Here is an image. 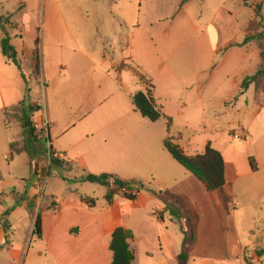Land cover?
Here are the masks:
<instances>
[{
	"label": "crops",
	"instance_id": "1",
	"mask_svg": "<svg viewBox=\"0 0 264 264\" xmlns=\"http://www.w3.org/2000/svg\"><path fill=\"white\" fill-rule=\"evenodd\" d=\"M13 1L16 5L9 15L4 9L6 0H0V16L29 10L30 18L37 24L40 46L38 66L33 68L35 77L43 82L45 77L50 78L47 62L55 63V68L65 64V55L58 54L56 46L61 48L66 41L62 36L65 32L71 35L72 30L57 9L58 0ZM115 1L114 11H109L110 32L96 29V24H102V12L95 11L92 13L93 34L85 39V44L92 41L95 48L100 44L103 69L107 76L114 74V86L108 84L94 97L75 91L74 97L80 105L78 112L86 119L79 126L78 122L83 119L76 123L75 119L65 118L60 113L57 116L44 113L43 107L38 111L45 120L43 123L35 122L33 115L34 126L41 135L49 137L51 151L45 152L46 159L39 155V142L33 150L29 149L30 154L22 150L23 144L9 148V154L6 153L11 142L6 133V114L24 99L25 85L20 71L4 57L0 46V163L5 156H11L9 162L20 157L30 166L36 165L34 178L20 183L8 182L0 171V264H111L109 246L117 228L131 234L128 245L134 256L132 264H245L248 246L239 244L236 238L235 250L231 252L228 242L220 238L186 235L173 198L185 193L193 199V190L200 182L187 171V174L182 172L163 142L169 136L186 155H198L188 153L191 146L182 143L180 135L172 136L171 130L176 118L186 117L189 98L198 101L199 106H207L203 108L207 114L215 111L206 121L202 119L205 131L214 134L204 142L200 154L207 144L221 153L225 186L220 191L230 188L234 194L244 173L237 169L236 158L226 150L224 134L240 126L249 147L252 124L264 121V106L259 108L255 103L253 85L240 93L242 81L254 75L261 64L257 42H243L254 18V9L261 6L263 11L264 0H221L208 21L200 16L185 17L192 6L203 11L197 0H175L174 17L170 12L164 18L156 14L149 21L150 27L141 32L122 14L118 0ZM199 1L205 3V0ZM13 25L20 28L16 22ZM17 29L14 30L17 32ZM8 35L16 51L19 43L24 42L23 36L18 32ZM1 39L0 31V42ZM109 41L118 55L109 56L105 51ZM85 47L89 50L87 44ZM46 50L51 53L45 57ZM134 60L138 61L135 66L148 74L153 85L152 97L162 114L156 122H150L135 111L132 97L136 92L128 89L123 81L125 73L129 72L119 67L133 64ZM175 87L178 91L174 93L171 89ZM139 91L144 92L145 88L141 86ZM213 100L216 108L212 107ZM205 101L210 103L207 105ZM231 101L234 103L229 105ZM28 104L38 105L31 100ZM167 119L171 120L169 131ZM50 152L70 164L71 169L63 174L50 171ZM258 155L260 159L247 157L254 159L257 171L253 173L263 175L257 186L249 190L264 194V147ZM87 174H111L121 180L140 181L144 190L137 194L135 201L117 195L108 204L103 186L73 182ZM30 197L35 204L26 202ZM37 216L41 220L40 238L33 235ZM177 218L184 232L181 235L167 229L168 225L176 226L174 219ZM20 227L29 238L14 237V228ZM259 258L251 257L255 263L264 264V255Z\"/></svg>",
	"mask_w": 264,
	"mask_h": 264
},
{
	"label": "rangeland",
	"instance_id": "2",
	"mask_svg": "<svg viewBox=\"0 0 264 264\" xmlns=\"http://www.w3.org/2000/svg\"><path fill=\"white\" fill-rule=\"evenodd\" d=\"M58 1L59 5L57 9L67 23L66 25L72 30V34L68 35L67 32H65L62 36L66 39L65 43L61 45V48L56 46V52L60 55H65L63 59L65 64L55 68V63L48 64L47 62L50 78L45 77L43 82H40L39 78L37 79L35 77L33 68L34 65H36V67L38 66L37 58L40 52V46H38L37 40V24L34 22V19L30 18L31 14L29 10L22 11L20 14H12L9 21L11 27L9 25L6 26V30L8 34L9 32L14 34L18 32V35L21 34L24 40L23 43H19V48L16 50V60L20 62L24 75L22 79L25 88L23 92L24 99L22 101L28 104L31 100L33 103H37L43 107L44 113L46 111L55 115L60 113L62 116L64 115L65 118L75 119L77 123V120L83 119L85 116L78 112V107H80V105L74 97L76 94L75 91L81 90V94L87 92L94 97L100 90L105 89L108 84L114 86V74L112 75L110 73L109 76H107L103 69L104 63L100 59L103 49H101L100 44L95 48L94 43L89 41L86 43L89 46V50H87V47H85V39L93 34V29L95 27H93L94 16L92 13L95 11L97 13L102 12L100 18L102 24H96V29L99 30L101 28V31L105 33L110 32L111 18L109 16V11H114L113 7H115L114 3L116 1L96 0L99 3L101 2V4L98 3L99 5H95L92 2H95V0ZM174 1L175 0H118L122 9V14L126 18L132 20L135 25L134 27H136L135 29H139L140 32L142 29L144 30L150 27L149 21L153 19L156 14L159 15L160 18H164L166 17V13L170 12L171 17H174L177 11V6H174ZM219 1L221 0H205L203 4L201 1L197 0V3L202 4L203 11L200 12L192 6L188 11L186 9L187 12L185 13V17L189 16L195 18L200 16L201 19L208 21L213 11H215L218 6ZM15 5V1L6 0L4 9L8 11L10 15ZM251 12L248 10V13ZM262 13L264 16V7ZM86 16L87 18L85 20ZM160 21L166 22V20L164 21L163 19H160ZM13 22H16L20 28L17 29L16 25H13ZM14 29H17V32ZM75 29H77L76 32L74 31ZM106 45L105 51L109 56H113V53L114 55H118L116 51L114 52V50L111 49L112 44L110 41L107 42ZM50 53V51L48 52L46 50V52H44L45 57L46 54L48 56ZM137 63L138 61L134 60L133 64L132 62L126 63L122 67L124 71L129 72L125 73L123 81L128 89L134 92L139 91L141 86L144 87L145 90H148L150 85V82L147 81V79H149L147 77L148 74H144L141 70L142 68L135 66ZM138 74L144 76V81L142 83ZM111 88L113 89V87ZM171 90L174 91V93L178 91L176 87ZM193 101L195 100L191 98L188 99L189 104L187 109L189 110L185 113L186 117H183L184 119L176 118L174 127L171 130L172 136L180 135L182 143L191 146L188 152L191 155L200 154L203 151L204 142L214 134L212 131H205L202 119L206 118V121L216 113L213 111L207 114L203 110V108L207 106H199L198 101ZM258 102L255 100L259 108L263 107L264 97H260ZM205 103L208 105L210 102L205 101ZM212 103V107L216 108L217 105L215 104V100H213ZM233 103L234 102L231 101L229 105ZM41 115V112H36L33 120L38 123H43L45 120H43L44 118ZM20 116L19 107L8 110L6 114V133L8 138L10 137L11 139V142L8 143L7 146L8 149L6 153L8 154L9 148L13 149L17 145L22 147L23 144ZM84 122H86V119L78 122L77 126ZM250 131L252 143L249 147H246L248 140H245V135L243 138L234 139V135L238 137L243 135L240 126L232 127L224 134V141L227 143L226 150H229V152L233 154V158H236L237 169L244 173L242 181L234 190V194H231L230 188L221 191L218 190L217 192H208L201 183H198L199 187L194 189L192 193L193 199H190L184 193L173 198V202L180 212L184 231H186L185 233L189 238L191 236L194 238H220L223 242H228L227 245L231 252L235 250L236 238L239 244L242 243L248 246L244 256L248 258L249 263L257 264L251 257H253V255L256 256V252L264 248V194L250 191L249 187L257 186V182L263 175L253 173L250 169L247 157L254 156L256 159H260L258 153H260L264 147V121L262 124L259 122L252 124ZM43 138L44 135H42L40 139V147L37 150L39 151V155L45 158V152L49 151V144H46L42 140ZM30 149L33 150L34 148L30 147ZM35 156L32 157L34 158ZM0 171L8 182L20 183L34 178L36 165L32 163L30 166L26 162H23L20 157L12 162H6L2 158ZM182 172L187 174L183 167ZM97 190H99V187H97ZM36 200H38V197H36ZM26 202L29 205L35 204L33 197L26 199ZM174 220L177 222L176 226L168 225L167 229L170 232L176 231L178 235L183 234L181 222L178 221L179 218ZM163 227L164 229L166 228V226ZM163 227L162 230H164ZM13 235L16 238H29V236H26L27 233L22 227L14 228Z\"/></svg>",
	"mask_w": 264,
	"mask_h": 264
},
{
	"label": "trees",
	"instance_id": "3",
	"mask_svg": "<svg viewBox=\"0 0 264 264\" xmlns=\"http://www.w3.org/2000/svg\"><path fill=\"white\" fill-rule=\"evenodd\" d=\"M247 0H244L246 2ZM10 17L11 16H0V31L2 33V39L0 42L1 51L4 57L9 62H12L17 69L20 71L22 78L24 75L22 73V67L20 62L16 60V51L10 44V37L7 33L6 26H10ZM247 37L244 40L243 44H247L251 41H256L258 48L260 50L261 64L257 69L254 75L246 77L240 84V93L243 94L246 90L253 85L254 87V99L258 102L260 97H264V25H263V14L261 6H257L254 9V18L249 23L247 27ZM263 41V42H262ZM123 64L119 67L122 69ZM133 69L132 67H130ZM136 69V68H135ZM139 73V72H138ZM138 77L141 83L144 81V76L138 74ZM25 80V79H24ZM147 81L150 82L149 79ZM261 88V89H260ZM153 85L150 82L149 89L136 92L132 97V104L135 108V111L138 112L143 118L148 119L150 122H156L162 118L160 110L156 107L154 99L152 97ZM259 103V102H258ZM21 113V129L23 132V148L26 153L30 154V147H33L35 144L41 140L36 136V129L32 121L34 113L42 109L39 105L25 104L24 101L20 102L18 106ZM170 120L167 119V130L169 131ZM41 134V133H39ZM46 144H49V137H44L42 139ZM174 140L171 137H167L163 146L165 150L171 155V157L188 173L195 177L201 184L204 185L205 189L208 192H214L222 189L225 186V166L224 160L219 151L212 148L210 144H207L205 150L202 154L195 156H188L185 152L173 142ZM12 145V144H11ZM15 146V145H13ZM11 146V147H13ZM51 151V147L49 146ZM50 166L49 170H57L63 174L71 169L70 164L58 160L52 156L50 152ZM248 163L250 169L253 172L257 171L255 166L254 159L252 157L248 158ZM96 183L104 188H106L105 200L108 204H111L114 196L120 195L116 190L110 188V181L113 182V186L117 188H125L128 190V193L120 195L122 198L129 201H135L137 194L144 190V185L140 181L135 180H121L115 175L111 174H100V175H83L79 179L73 180ZM134 191V193H133ZM33 235L37 238L41 237V220L37 216L33 224ZM131 234L129 231L124 230L123 228H117L112 233L111 242H110V252L112 254L111 264H132L133 263V252L130 250L128 245V240L130 239ZM264 255V249L257 251L256 256L262 257ZM245 264H251L248 261V258L244 256Z\"/></svg>",
	"mask_w": 264,
	"mask_h": 264
},
{
	"label": "built area",
	"instance_id": "4",
	"mask_svg": "<svg viewBox=\"0 0 264 264\" xmlns=\"http://www.w3.org/2000/svg\"><path fill=\"white\" fill-rule=\"evenodd\" d=\"M45 126L47 127V124ZM34 128L36 129L37 138L41 139L42 135L39 134L40 131L37 130L36 126H34ZM243 137H244V134L241 137H238L237 135H234V139H240V138H243ZM52 156L57 159L56 155L52 154ZM4 160L9 162L11 160V156H5ZM110 188L116 190L117 193L120 194V195L128 193V190H126L125 188H117V187L113 186V182L112 181H110ZM133 193H134V191H133Z\"/></svg>",
	"mask_w": 264,
	"mask_h": 264
}]
</instances>
